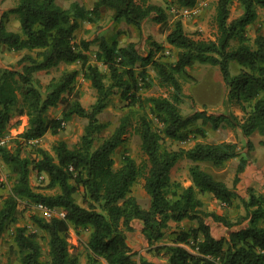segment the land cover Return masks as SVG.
Returning <instances> with one entry per match:
<instances>
[{
	"label": "trees",
	"instance_id": "1",
	"mask_svg": "<svg viewBox=\"0 0 264 264\" xmlns=\"http://www.w3.org/2000/svg\"><path fill=\"white\" fill-rule=\"evenodd\" d=\"M242 15L229 20L230 0H218L216 10L217 37L215 41L190 38L181 22H176L167 33V44L178 50L174 65L153 60V53L141 57L134 44L118 47L101 41L99 59L106 65L109 77L96 67L87 64L84 54L89 43L74 41V34L82 22H93L101 11L112 13L115 24L124 22L137 30L149 18L165 25L164 9L149 0H96L87 10L78 3L69 8L60 7L56 0H18L12 9L0 15V47L25 52L19 59V69H0V136L15 115L26 116L28 127L19 135L26 143L43 137L47 132L56 134L64 123L74 116L87 121L77 145L69 147L56 142L52 154L39 150V158L29 161L20 155L22 143L13 149H2V158L13 174L11 191L0 201V239L8 227L17 220L19 201L24 209L38 203L47 208L59 209L64 218L49 220L34 216L33 222L46 238L47 257L35 233L25 227H16L12 242L20 264H79V258L70 252L68 233L88 231L86 248L88 264H133L134 253L127 243V233L135 231L133 224H141V235L147 253L166 264H264V198L257 197L254 189L246 190L248 198L236 192L240 175L249 164L236 143L196 142L189 149L169 150L163 147L161 135L152 127L146 114L138 119L136 132L147 164H136L128 155L122 156L120 167L115 168L113 155L124 143L126 124L121 122L100 144L99 134L105 128L98 116L107 107L108 98L117 89L120 97L133 105L139 90L133 67L152 66L159 83L171 88L169 98L148 99L152 113L162 125V134L172 140L185 142L186 129L201 120L213 130L237 129L246 139L249 150L253 134L264 137V35L257 34L249 45L242 34L257 16V8L264 11V0H238ZM180 6L194 7L196 0H177ZM9 15H15L19 32L7 30ZM237 42L235 47L232 43ZM81 63L83 77L96 91L95 103L84 108L74 91L78 71H65L53 78L42 90L34 78L39 71H48L60 65ZM241 66L232 76L229 64ZM219 67L227 88L226 106L236 107L242 113L213 114L205 110L183 117L179 110L182 99L180 75L193 64ZM61 105V118L48 119L47 111ZM194 133L205 136L203 129ZM239 159L232 186L216 179L202 165L223 168L230 160ZM187 160L190 184L186 187L171 179L172 168ZM38 174H44L47 187L56 190L52 195L35 193L29 184L30 165ZM144 180V190L149 197L148 208H143L131 194L133 185ZM0 183V191L3 189ZM82 190V203L74 195ZM211 194L222 206L231 208L239 201L245 214L237 221L224 215L208 212L200 195ZM1 198V197H0ZM210 218L229 232L216 236L205 220ZM195 221L197 226L171 233L165 242L169 222ZM238 226V227H237ZM235 228V229H234ZM183 246H189L190 250ZM0 264H2L0 262ZM140 264H153L140 259Z\"/></svg>",
	"mask_w": 264,
	"mask_h": 264
},
{
	"label": "rangeland",
	"instance_id": "2",
	"mask_svg": "<svg viewBox=\"0 0 264 264\" xmlns=\"http://www.w3.org/2000/svg\"><path fill=\"white\" fill-rule=\"evenodd\" d=\"M149 2L164 9L167 16L165 25L155 22L153 18H149L142 23L141 29L137 30L124 22L115 24L112 21L111 12L101 11L99 18L93 22H82L79 29L75 32L74 41L77 44L81 41L89 43V48L84 52L87 58V64L96 67L101 74L105 75V82H108L109 72L104 62L98 58L100 54L99 44L101 41H105L110 45L115 44L117 48L126 47L132 43L135 45V49L141 57H145L151 52L153 53V60L168 65H174L178 54V50L166 45L165 40L167 33L174 23L181 22L184 32L192 39L215 41L217 37L216 10L218 0H196L192 8L180 6L177 0H149ZM15 6L16 0H0V15L3 11ZM229 10L228 22L242 15V8L238 0H230ZM15 24V19L9 16L7 26L14 28ZM242 34L245 36L246 42L249 45L252 44L257 34L264 35V11L262 9L257 8L256 19L244 29ZM236 44L237 42H233L232 47H235ZM24 54L25 52L8 50L6 47L1 46L0 69H19L18 61ZM73 70L78 71L74 91L78 92V99L81 106L88 108L95 103L96 91L93 89L91 82L83 77L80 62H75L71 65H60L48 71H39L35 73L34 78L40 88L44 90L51 79L60 77L65 71ZM229 70L230 74L234 76L241 70V66L236 62H231L229 64ZM133 71L137 77L139 87V90L136 92L137 102L129 105V102L120 97V92L116 89L114 94L108 98L107 107L98 116L99 122L104 124L105 128L99 134V140L95 146L108 138L121 122H125L126 124L125 141L116 149L113 155L115 168L120 167L123 155L130 156L138 165L147 164L146 156L141 150L140 137L136 132L138 119L144 113L150 119L153 129L161 135L163 147L169 150L189 149L196 142L236 143L239 151L243 155L246 154L248 156L249 177L254 181L252 183V189H254L255 195L264 198V171L262 170L260 172V169L264 165V137L256 134L251 136L249 140L253 144V149L249 150L246 145V139L239 130L230 128L213 130L209 124L202 125L201 120H198L186 129L189 136L185 142L172 141L166 138L161 133L162 125L157 122L155 115L152 113L148 99L152 97L169 98L172 90L159 83L156 71L152 66L141 67L137 63L133 67ZM179 81L182 86V99L178 107L183 117H189L195 112L205 110L213 114H226L230 112L239 119L242 118V113L238 108L226 106L227 88L223 82L219 67L195 63L186 69L185 75L179 76ZM62 108L61 105L50 108L47 111V118H61ZM86 124L87 121L85 119L74 116L69 122L64 123V127L56 134L47 132L36 141L23 143L19 135L28 127V118L26 116L15 115L10 120L3 136L10 139L6 147L7 149H13L17 144L15 141H19V143H22V147L20 148L21 157L27 158L29 161H36L39 158V150L52 154V147L56 142H65L70 148L77 145ZM198 128L204 130V137L194 133ZM238 161V158L230 160L223 168L219 169L204 165H202V168L209 171L216 179L222 180L227 186L231 187ZM191 165L187 160L179 161L170 172L172 181L180 183L183 187L188 186L190 184L189 167ZM0 171L4 177V187L0 191V201H2L9 195L14 178L10 167L4 163L3 158L0 161ZM259 173H263L261 178H258ZM47 182V177L44 174H38L33 168V164H31L29 184L32 190L35 193H41L43 195L56 193V190L48 189ZM143 184L144 180L142 178L139 179L133 185L131 194L143 208H148L150 200L144 190ZM248 188H251V186L246 188L237 187L236 192L239 196L247 199L246 190ZM82 195L81 189L74 195L76 202L79 204L82 203ZM207 203L211 206L212 212L216 211L217 214L224 215L231 221H237L240 216L245 214L239 201H236V204L231 208L220 206L221 204L215 202L213 199L207 200ZM23 206L24 202L19 201L17 220L8 227L0 239V262L2 264H20L12 242L13 231L16 227H25L28 232L35 233L43 247V259L47 257L46 238L36 227L32 218L34 216L44 217L35 208V204L27 207L26 210ZM191 222L184 221L183 224L169 222V227L165 230L164 241H169L171 239V233L174 231L192 228ZM193 222L196 223L195 221ZM213 227L215 235H226L227 230L222 225ZM88 234V231L80 230L76 232L73 229H70L68 233L70 252L78 256L79 264H88V251L86 248ZM127 234H129L127 242L133 245V247H142L139 252H133V264H140V259L147 260L145 256L149 258L154 257L151 253H147V245L142 243L141 233L133 231ZM183 247L190 250L189 246Z\"/></svg>",
	"mask_w": 264,
	"mask_h": 264
},
{
	"label": "crops",
	"instance_id": "3",
	"mask_svg": "<svg viewBox=\"0 0 264 264\" xmlns=\"http://www.w3.org/2000/svg\"><path fill=\"white\" fill-rule=\"evenodd\" d=\"M75 2L78 3L79 5L83 6L85 9L90 10V9H92V7H93L94 3L96 2V0H56V3H57L60 7L64 8V9L69 8L70 5H71L72 3H75ZM17 3H18V0H16V4H17ZM12 8H13V7L7 9L6 11H8V10H10V9H12ZM3 12H5V11H3ZM3 12H2V13H3ZM2 13H1V14H2ZM9 16L15 19L16 24H15V27H14V28H10V27L7 26V25H8V23H7L6 28H7V29H14V30H10V31L19 32L20 26H19V23H18V21H17L16 16H15V15H9ZM166 45H168L169 47H172V46H170L169 44H167V42H166ZM255 134H256V133H255ZM255 134H253V135H255ZM253 135H252V136H253ZM256 135H258V134H256ZM250 137H251V136H250ZM262 170L264 171V165H263V167L260 169V172H261ZM262 174H263V173H259L258 178H261V177H262ZM256 177H257V176H256ZM253 182H254V181L249 177V164H248V166L246 167L245 171L240 175V181H239L237 187H238V188H239V187H240V188H246V187H250V186H251V188H252V183H253ZM199 197H200L201 201L203 202V206H204L205 210H207L208 212H212V209H211V206L208 205L207 200L209 201V199H213L215 202L219 203L218 201H216V200L213 198V196H212L211 194H208V193H205V194H203V195H200ZM219 204H220V203H219ZM220 206H222V205H220ZM215 213H217V212L215 211ZM184 221H187V220H184ZM184 221H182L181 223L183 224ZM205 222H206V224H208V225L210 226L212 232H213V229H214L213 226H218V225H219V224H217V223H214L210 218L206 219ZM172 223H174V222H172ZM181 223H180V224H181ZM174 224H176V223H174ZM190 224H191L192 228H195V227L197 226V224L194 223V222H191ZM133 227L135 228V231H137L138 233H141V232H140V231H141V224H140V223L135 222V223L133 224ZM225 229H226V228H225ZM226 230H227V229H226ZM224 231H225V230H224ZM228 232H229V231L227 230L226 234H227ZM128 236H129V234H127V237H128ZM216 236H217V235H216ZM222 236H224V235H222ZM141 237H142V235H141ZM218 237H219V236H218ZM127 243H128V246L132 249L133 252H135V251L139 252V251L142 249V247H140V246H139V248H137V246H134V247H133V245H131L129 242H127ZM142 243L145 244L144 241H143V239H142ZM145 245H146V244H145ZM143 254H144V253H143ZM145 257L147 258V261L150 262V263H153V264H166L164 261L159 260V259H157V258H155V257H150V258L147 257V256H145Z\"/></svg>",
	"mask_w": 264,
	"mask_h": 264
},
{
	"label": "built area",
	"instance_id": "4",
	"mask_svg": "<svg viewBox=\"0 0 264 264\" xmlns=\"http://www.w3.org/2000/svg\"><path fill=\"white\" fill-rule=\"evenodd\" d=\"M62 127H64V124L62 125ZM9 140L6 136H0V161L2 159V149L8 146ZM37 140V139H36ZM36 140H30L28 142H32V141H36ZM4 182V177L2 172L0 171V183ZM35 208L42 213L43 217L47 220L51 219V218H64L65 217V213L62 210L53 208H47L46 206H44L41 203H38L35 205Z\"/></svg>",
	"mask_w": 264,
	"mask_h": 264
}]
</instances>
